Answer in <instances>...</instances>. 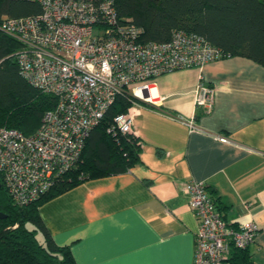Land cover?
Segmentation results:
<instances>
[{
    "label": "crops",
    "instance_id": "obj_1",
    "mask_svg": "<svg viewBox=\"0 0 264 264\" xmlns=\"http://www.w3.org/2000/svg\"><path fill=\"white\" fill-rule=\"evenodd\" d=\"M199 83L214 88L208 113L194 105ZM149 95L131 107L141 161L40 206L54 241L76 264H193L198 221L181 184L194 180L228 224H257L246 251L250 264H264V66L229 56L161 74Z\"/></svg>",
    "mask_w": 264,
    "mask_h": 264
},
{
    "label": "built area",
    "instance_id": "obj_2",
    "mask_svg": "<svg viewBox=\"0 0 264 264\" xmlns=\"http://www.w3.org/2000/svg\"><path fill=\"white\" fill-rule=\"evenodd\" d=\"M31 1L38 13L4 17L0 30L20 44L15 57L23 78L56 103L30 136L0 128V173L19 204L33 201L75 164L89 132L120 92L149 102L155 77L229 57L193 32L174 30L166 42L142 41L140 27L119 20L114 0ZM213 93L212 86L199 83L195 108L210 112ZM131 107L114 117L112 128L137 137ZM174 119L197 129L194 118ZM181 190L198 221L193 264H229L233 252L254 241L257 224H228L203 182H183Z\"/></svg>",
    "mask_w": 264,
    "mask_h": 264
},
{
    "label": "trees",
    "instance_id": "obj_3",
    "mask_svg": "<svg viewBox=\"0 0 264 264\" xmlns=\"http://www.w3.org/2000/svg\"><path fill=\"white\" fill-rule=\"evenodd\" d=\"M114 6L119 20L142 29V41L166 42L174 30L198 33L229 56L264 66V0H114ZM39 11L31 0H0V22ZM19 48L0 30V128L30 136L56 100L23 78L15 57ZM134 103L145 104L120 92L89 132L75 164L33 201L15 202L0 173V264H76L70 246L52 238L39 208L80 183L124 173L141 161L139 137L112 128L114 117ZM246 250L233 252L229 264H250Z\"/></svg>",
    "mask_w": 264,
    "mask_h": 264
},
{
    "label": "water",
    "instance_id": "obj_4",
    "mask_svg": "<svg viewBox=\"0 0 264 264\" xmlns=\"http://www.w3.org/2000/svg\"><path fill=\"white\" fill-rule=\"evenodd\" d=\"M3 217H4V215L2 213H0V218H3Z\"/></svg>",
    "mask_w": 264,
    "mask_h": 264
}]
</instances>
